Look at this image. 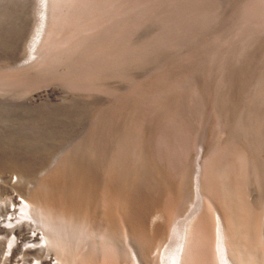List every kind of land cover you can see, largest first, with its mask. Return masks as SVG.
Returning <instances> with one entry per match:
<instances>
[{
    "label": "rangeland",
    "instance_id": "1",
    "mask_svg": "<svg viewBox=\"0 0 264 264\" xmlns=\"http://www.w3.org/2000/svg\"><path fill=\"white\" fill-rule=\"evenodd\" d=\"M101 1L123 3L126 21L121 29L114 25L105 34H91L76 52L90 61L87 67L80 64L81 54L79 59L73 54L75 60L69 57L43 72L33 67L9 72L12 80L20 79L16 83L23 79L41 88L23 82L0 89V96L23 100L29 107L18 109V118H4L22 133L0 135V177L8 181L2 193L27 191L56 157L57 180L45 190L66 197L93 221L109 223L120 248L129 241L135 245L132 238L124 239L125 223L137 225L143 259L152 264L168 245L172 228L196 207L200 150L210 162L212 186L205 192L211 191L217 208H222L220 201L224 205L222 189L228 191L224 183L233 189L234 174L248 165L250 184L242 186L248 190L244 194L262 211L264 183L253 174V158L258 153L264 159V17L253 0ZM30 15L15 46L0 41V67L24 57ZM71 61L84 70L65 74ZM4 73L0 68V78ZM43 80L49 85H38ZM95 119L114 138H132L136 148L108 177L110 151L107 156L94 153ZM182 144L183 156L178 152ZM243 154L248 156L245 165ZM234 163L237 172L224 181L223 171ZM16 180L15 188L10 187ZM197 211L195 216L204 214ZM257 231L256 238L264 241V231L260 236Z\"/></svg>",
    "mask_w": 264,
    "mask_h": 264
},
{
    "label": "bare ground",
    "instance_id": "2",
    "mask_svg": "<svg viewBox=\"0 0 264 264\" xmlns=\"http://www.w3.org/2000/svg\"><path fill=\"white\" fill-rule=\"evenodd\" d=\"M252 3L255 11L264 17V0H253ZM122 5L123 3L101 0H0V41L15 46L20 35L25 31L29 14L33 18L25 38L24 57L21 60L14 59L17 62L12 63L13 65L10 63L0 67L8 72L0 78V89L15 84L17 86L20 83H16L20 79L14 81L12 76H9L11 70H26L27 67L28 69L33 67L36 72H43L61 65L59 63L63 60L65 63L69 62L70 59L67 60L69 57L75 60L73 54L77 56L76 52L80 51V47L83 48L89 37L91 38L95 33L105 34V30L114 25L121 29L123 22L126 21L123 18L125 10L122 9ZM84 48L86 50V47ZM82 53L81 56L79 54L81 62L77 56L80 64L86 62ZM77 61L65 64L68 70L64 68L67 70L64 73L69 75V72L74 70L79 74L81 69L77 68ZM88 63L90 61L87 59V62L81 65H85V68ZM71 74L70 76H73V73ZM22 80L20 86L25 82ZM46 80L50 81L51 78ZM43 82H38V85L42 87L49 85L46 81L45 85L41 84ZM31 84L28 85L32 89L37 83ZM27 106L23 100L9 95L0 96L1 136L10 134L15 138L20 132L22 133L21 129L17 130L19 126L16 128L15 125L7 124L4 120L19 116L17 110H24L23 108ZM34 108L37 107L33 106ZM102 126L101 119L94 120L92 127L94 153L96 157L97 154L107 156L110 151L108 169L106 167L108 177L113 172H117L116 164L123 167L129 154H133L136 148L133 147L132 138L116 139L108 126L104 130ZM15 131H19V134ZM111 135L113 139L110 138ZM178 152L181 156L186 154L183 144ZM243 155L241 157L245 165L248 159L246 154ZM195 162L193 202L196 207H193L195 209L190 213V217L172 228L168 245L158 257L152 259V264H261L264 261V241L258 239V236L256 238L255 234L260 230V236L264 231V206L258 213L253 206L254 202L252 203L244 194L248 191L247 187L243 189L244 185L250 184V180H247L250 174L246 169L248 165L244 166L237 175L234 174L237 172V163L223 171L224 181L229 180L232 174L235 179L233 189L228 185V181L224 183L228 191L222 189L224 205L220 201L222 208H217L210 194L211 191L210 193L207 191L208 194L205 192L212 186L207 178L210 162L202 158L201 150ZM253 166L254 176L259 182L264 183V159L258 156V153L255 160L253 158ZM37 178L39 183L32 182V187L27 191L23 193L14 191L3 195L2 191L8 188L4 184L8 181L0 177V264H146L139 246L143 235L137 225L125 223L124 239L132 238L135 245L129 241L125 243V248L123 246L120 248L115 243L109 223L93 221L90 214H83L79 209L72 207L66 197V200L62 198L63 196L55 197L45 190V186L57 180L56 157L47 168L40 171ZM18 182V180L12 182L10 187L15 188ZM261 186L264 188V185ZM197 209L203 210L204 214L201 212L200 215L195 216L199 211Z\"/></svg>",
    "mask_w": 264,
    "mask_h": 264
}]
</instances>
